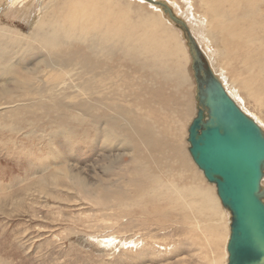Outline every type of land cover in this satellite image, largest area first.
<instances>
[{
  "label": "bare ground",
  "instance_id": "1",
  "mask_svg": "<svg viewBox=\"0 0 264 264\" xmlns=\"http://www.w3.org/2000/svg\"><path fill=\"white\" fill-rule=\"evenodd\" d=\"M42 1L0 0V145L17 162L14 150L23 151L32 167L35 152L52 151L22 191L102 174L107 179H87L82 190L102 210L131 209L142 226L169 230L159 247L173 245L181 257L165 264H228L232 212L189 150L198 81L187 28L151 0L156 10L136 0H46L43 13ZM159 1L190 20L210 54L207 66L264 130V0ZM78 150L96 157L75 172L67 160ZM140 244L130 240L127 249ZM153 250L138 263L149 264Z\"/></svg>",
  "mask_w": 264,
  "mask_h": 264
},
{
  "label": "rangeland",
  "instance_id": "2",
  "mask_svg": "<svg viewBox=\"0 0 264 264\" xmlns=\"http://www.w3.org/2000/svg\"><path fill=\"white\" fill-rule=\"evenodd\" d=\"M136 1L140 2L142 6L145 5L149 10H156L149 5L152 4L149 0ZM171 1H177L181 7L182 5L187 7L189 4L187 3L189 1L184 0ZM45 2L46 0H43L40 5L42 13L48 4ZM4 7L5 11L9 8L7 4ZM40 12L36 14L39 16ZM179 18L183 20L180 16ZM171 20L174 18L171 17ZM189 21L188 18L186 22L183 21L187 32L195 40L198 48L203 49L201 52L205 53V57L210 59V54L198 39L193 24ZM25 23L29 22L22 24L26 29L35 25ZM178 25L181 26V24ZM184 40L186 41L185 38ZM209 62L211 61L209 60ZM212 70H217L214 65ZM191 71L194 72L193 69ZM218 73L217 71L216 74ZM225 87L235 102L241 108H245V103L242 104L226 84ZM251 103H247L246 107L254 112L258 111ZM253 115L256 117L255 114ZM260 115L262 118L264 117V114L260 113ZM2 131L7 138L12 135L5 128ZM58 139L59 137L54 140L55 143ZM45 143V146H48L50 140ZM58 144L61 145L60 141ZM7 149L11 150V148ZM7 149L3 150L0 145V189H4L0 190V264H139L140 254L142 255L143 250L148 246L154 248L153 253L148 254L144 259L149 264H165L168 261L173 263L181 257L171 254L173 245H170L168 249L159 247L160 242L163 243L161 238L170 234L169 230L157 231L147 224L142 226L138 216L132 217L131 209L120 211L116 207L117 210L113 211L102 210L94 204L89 193L83 191L80 184H86L87 179H90L92 184L96 183V179H107L102 174L78 172L81 177L65 184L64 187L49 188L44 192L22 191L30 185L32 186L36 179L38 181L40 176L36 174V169H39V166L44 163H39V160L43 155L51 154L52 151L35 152L39 166L32 167L23 151L14 150L20 156V162H17L13 155H7ZM64 150L66 148L61 146V151L68 153L67 150ZM78 151L67 160V163L74 165L75 172L88 168L94 163L96 157L92 156L86 160L84 150ZM50 172H52L51 169L42 174L50 175ZM227 211L229 210L227 209ZM152 233L158 235L156 242L148 237ZM133 239L136 242L141 241V244L137 249H127L130 240ZM186 244L183 245L187 246ZM195 247L193 251L188 249L186 254H192Z\"/></svg>",
  "mask_w": 264,
  "mask_h": 264
},
{
  "label": "water",
  "instance_id": "3",
  "mask_svg": "<svg viewBox=\"0 0 264 264\" xmlns=\"http://www.w3.org/2000/svg\"><path fill=\"white\" fill-rule=\"evenodd\" d=\"M170 16L185 25L165 1ZM198 81L190 153L232 212L228 264H264V130L228 94L190 34Z\"/></svg>",
  "mask_w": 264,
  "mask_h": 264
}]
</instances>
